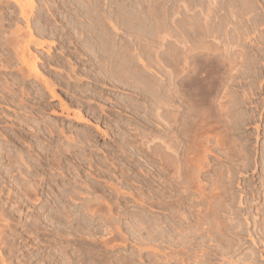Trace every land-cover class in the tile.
<instances>
[{"label": "rangeland", "instance_id": "rangeland-1", "mask_svg": "<svg viewBox=\"0 0 264 264\" xmlns=\"http://www.w3.org/2000/svg\"><path fill=\"white\" fill-rule=\"evenodd\" d=\"M15 1L0 0V264H264V0Z\"/></svg>", "mask_w": 264, "mask_h": 264}, {"label": "bare ground", "instance_id": "bare-ground-1", "mask_svg": "<svg viewBox=\"0 0 264 264\" xmlns=\"http://www.w3.org/2000/svg\"><path fill=\"white\" fill-rule=\"evenodd\" d=\"M28 1L30 2V4H32V3L34 2V1H32V0H28ZM28 1H27V2H28ZM79 1H81V0H79ZM86 1H88V0H86ZM176 1H177V0H176ZM179 1H180V0H179ZM15 2L18 3L19 1L17 0V1H15ZM76 2H77V1H76ZM92 3H93V2H92ZM229 3H230V2H229ZM232 3H233V2H232ZM240 3H241V2H240ZM243 3L245 4V2H243ZM246 3H247V2H246ZM248 3H250V2H248ZM248 3H247V4H248ZM21 4H22V3H21ZM154 4L156 5V3H154ZM158 4H159V2H158ZM238 4H239V3H238ZM22 5H23V4H22ZM229 5L232 6L231 4H229ZM229 5H228V6H229ZM252 5H253V4H252ZM19 6H20V5H19ZM23 6H24V5H23ZM158 6H159V5H158ZM177 6H178V5H177ZM184 6H185V5H184ZM230 6L228 7L229 9H230ZM234 6L236 7L237 5L234 4ZM244 6H245V5H244ZM29 7H31V6H29ZM153 7H154V6H153ZM174 7H175V6H174ZM22 8H23V7H20V10H22V11L25 12V9H24L25 7L23 8L24 10H23ZM32 8H33V7H31V9H32ZM207 8H208V10H210L209 7H207ZM214 8H215V7H214ZM226 8H227V7H226ZM236 8H237V7H236ZM249 8H250V7H249ZM31 9H30V11H31ZM216 9H217V8H216ZM242 9H243V8H242ZM245 9H246V8H245ZM26 10H27V9H26ZM86 10H87V9H86ZM94 10H95V9H94ZM97 10H98V8H97ZM153 10H154V9H153ZM208 10H207V12H208ZM227 10H228V9H227ZM234 10H235V8H234ZM234 10H233V11H234ZM236 10H238V9H236ZM22 11H20V12H21V15H22V13H23ZM171 11H172V10H171ZM239 11H240V9H239ZM252 11H253V10H252ZM243 12H244V11H243ZM110 13H111V12H110ZM110 13H109V14H110ZM160 13H161V12H160ZM171 13H173V12H171ZM171 13H170V14H171ZM228 13H229V11H228ZM24 14H27V13L25 12ZM24 14H23L22 16H25ZM107 14H108V13H107ZM166 14H167V13H166ZM166 14H165V15H166ZM174 14H175V12H174ZM206 14H207V13H206ZM83 15H84V14H83ZM111 15H112V14H111ZM158 15L160 16V14H158ZM172 15H173V14H172ZM176 15H177V13H176ZM241 15H242V14H241ZM251 15H252V14H251ZM26 16H27V15H26ZM156 16H157V15H156ZM163 16H164V15H163ZM200 16H201V15H200ZM202 16H203V15H202ZM206 16H207V15H206ZM226 16H227V15H226ZM228 16H229V15H228ZM249 16H250V15H249ZM95 17H96V16H95ZM112 17H113V16H112ZM157 17H158V16H157ZM187 17H188V16H187ZM203 17H204V16H203ZM229 17L231 18V12H230V16H229ZM255 17H256V16H255ZM255 17H254V18H255ZM208 18H209V15H208L207 18L205 17L204 21H205V20L207 21ZM25 19H26V17H25ZM164 19H165V18H164ZM198 19H199V18H198ZM200 19H201V18H200ZM209 19H210V18H209ZM165 20H166V19H165ZM169 20L171 21V19H169ZM176 20H177V19H176ZM184 20H185V19H184ZM184 20H183V22H184ZM195 20H196V19H195ZM76 21H78V19H77ZM79 21H80V18H79ZM105 21H106V20H105ZM108 21H109V20H108ZM173 21H174V20H173ZM173 21H171V22H173ZM178 21H179V20H178ZM200 21H202V19H201ZM204 21H203V23H207V22H204ZM171 22H170V24H172ZM174 23H175V22H174ZM176 23H177V22H176ZM176 23H175V24H176ZM178 23H179V22H178ZM178 23H177V24H178ZM181 23H182V22H181ZM184 23L187 24V22H184ZM189 23H190V22H189ZM221 23H222V22H221ZM107 24H108V23H107ZM198 24H199V23H198ZM207 24H208V23H207ZM207 24L205 25L206 27L208 26ZM77 25H78V24H77ZM189 25H190V24H188V26H189ZM192 25H193V24H192ZM202 25H203V24H202ZM99 26H101V25H99ZM188 26H186V27H188ZM197 26H198V25H197ZM197 26L195 27L196 29H197ZM203 26H204V25H203ZM212 26H213V25H212ZM172 27H173V26H172ZM189 27H190V26H189ZM191 27H192V26H191ZM227 27H228V25H227ZM102 28H103V27H102ZM164 28H165V27H164ZM166 28H168V27H166ZM173 28L175 29V25H174ZM192 28H193V27H192ZM198 28H199V29H200V28L204 29L205 27H199V26H198ZM224 28H225V27H224ZM92 29H93V28H92ZM171 29H172V28H171ZM174 29H173V30H174ZM176 29H178V31H179V28H176ZM176 29H175V30H176ZM180 29H181V27H180ZM205 29H206V28H205ZM227 29H228V28H227ZM99 30H100V29H99ZM188 30H189V29H188ZM200 30H201V29H200ZM207 30H208V29H207ZM212 30H213V29H212ZM222 30H223V29H222ZM80 31H81V30H80ZM100 31H101V30H100ZM162 31H163V30H162ZM184 31H186V30H185V27H184ZM191 31H192V30H191ZM197 31H198V30H197ZM224 31H225V30H224ZM78 32H79V31H78ZM83 32H84V31H83ZM85 32H86V31H85ZM85 32H84V33H85ZM92 32H93V31H92ZM179 32H180V31H179ZM189 32H190V31H189ZM189 32H188V33H189ZM202 32H203V31H202ZM205 32H206V31H205ZM207 32H209V31H207ZM81 33H82V32H81ZM81 33H80V34H81ZM157 33H158V32H157ZM30 34H31V33H30ZM78 34H79V33H78ZM80 34H79V35H80ZM178 34H179V33H178ZM191 34H192V33H191ZM194 34H195V33H194ZM194 34L191 36L190 33H189V35L191 36V39H192V40H195V39H196V38L193 39ZM202 34H203V33H202ZM256 34H257V33H256ZM84 35H85V34H84ZM105 35H106V34H105ZM110 35H111V34H110ZM181 35H182V32H181ZM203 35H204V34H203ZM214 35H215V34H214ZM81 36H82V35H81ZM93 36H94V35H93ZM89 37H90V36H89ZM238 37H239V36H238ZM106 38H107V37H106ZM198 38H199V37H198ZM202 38H203V37H202ZM245 38H246V37H245ZM92 39H93V38H91V40H92ZM100 39L102 40V37H101ZM104 39H105V38H104ZM121 39H122V38H121ZM121 39H120V41H121ZM204 39H205V37L203 38V40H204ZM81 40H82V39H81ZM93 40H94V39H93ZM203 40H202V41H203ZM82 41H83V40H82ZM120 41H119V42H120ZM195 41H196V40H195ZM200 41H201V39H200ZM202 41H201V43H200V42L198 43V40H197V43H198V44H202V45L204 46L205 43L203 44ZM83 42H84V41H83ZM90 42H91V41H90ZM108 42H109V41H108ZM117 42H118V41H117ZM117 42H116V43H117ZM204 42H206V40H205ZM93 43H94V41H93ZM183 43H184V42H183ZM197 43H196V44H197ZM37 44H38L37 46H40V45H41V44L39 45V43H37ZM109 44H110V43H109ZM125 44H126V43H125ZM167 44H168V43H167ZM172 44H173V43H172ZM83 45H84V44H83ZM145 45H146V44H145ZM145 45H144V46H145ZM123 46H124V45H123ZM94 47H95V45H94ZM94 47H93V49H94ZM119 47H120V45H119ZM128 47H129V46H128ZM150 47H151V46H150ZM197 47H198V46H197ZM204 47H205V46H204ZM206 47H207V46H206ZM90 48H91V47H90ZM193 48H194V47H193ZM214 48H215V47H214ZM217 48H218V47H216V53H217ZM88 49H89V48H88ZM95 49H96V48H95ZM119 49H123V48L120 47ZM174 49H176V48L173 47V50H174ZM191 49H192V48H191ZM204 49H207V48H204ZM210 49H211V48H210ZM168 50H169V49H168ZM173 50L171 49L170 51L172 52ZM179 50H180V49H179ZM181 50H182V49H181ZM181 50H180V51H181ZM184 50H186V49H184ZM97 51H98V50H97ZM116 51H117V50H116ZM127 51H128V50H127ZM166 51H167V50H166ZM166 51H165V52H166ZM176 51H177V50H175V52H176ZM200 51H202V50H199V53H200ZM203 51H206V50H203ZM207 51H208V50H207ZM219 51H220V50H219ZM91 52H92V51H91ZM99 52H100V51H99ZM104 52H105V51H104ZM165 52H162L163 55H164ZM178 52H179V51H178ZM178 52H177V53H178ZM212 52H213V50H212ZM128 53H129V52H128ZM128 53H127V54H128ZM131 53H132V51H131ZM149 53H150V52H149ZM156 53H157V52H156ZM167 53H168V52H167ZM181 53H182V52H181ZM184 53H185V51H184ZM184 53H183V54H184ZM187 53H188V52H187ZM191 53H193V52H191ZM191 53H190V54H191ZM204 53H205V52H204ZM206 53H207V52H206ZM209 53H210V52H209ZM213 53H214V52H213ZM213 53H212V54H213ZM99 54H100V53H99ZM132 54H133V53H132ZM158 54H159V53H158ZM170 54L172 55V53H170ZM175 54H176V53H174L173 55H175ZM183 54H182V55H183ZM185 54H186V53H185ZM194 54H195V52H194ZM196 54H197V52H196ZM214 54H215V53H214ZM214 54H213V55H214ZM218 54H219V53H218ZM116 55H117V54H116ZM134 55H135V53H134ZM151 55H152V54H151ZM154 55L156 56V54H153V57H155ZM160 55H161V54H160ZM160 55H159V56H160ZM163 55H162V56H163ZM198 55H199V54H197V57H198ZM215 55H216V54H215ZM118 56H120V55H117V57H118ZM129 56H130V55H129ZM142 56H143V55H142ZM157 56H158V55H157ZM162 56H160V58H162ZM186 56H188V55L186 54ZM192 56H193V54H192ZM200 56H201V55H200ZM261 56H262V55H261ZM123 57H124V56H123ZM135 57H138V56H135ZM153 57H152V58H153ZM164 57H167V56L165 55ZM175 57H176V56H175ZM177 57H178V55H177ZM177 57H176V58H177ZM180 57H181V56H180ZM182 57H184V59H186L185 55L182 56ZM194 57H195V55H194ZM217 57H218V55H217ZM149 58H150V57H149ZM155 58H156V57H155ZM157 58H158V57H157ZM157 58H156V59H157ZM173 58H174V57H173ZM176 58H175V59H176ZM203 58H204V55H203ZM212 58H213V57H212ZM241 58H242V57H241ZM94 59H95V58H94ZM99 59H100V58H99ZM102 59H103V58H102ZM158 59H159V58H158ZM167 59H171V57H169V58H167ZM167 59H166V60H167ZM190 59H191V58H190ZM199 59H202V58H199ZM154 60H155V59H154ZM159 60H160V59H159ZM159 60H158V63H161L162 61L160 60V61H161V62H160ZM163 60H164V62L167 64V62H166V60H165L164 58H163ZM173 60H174V59L171 60V61H172V64H173V63H176V61L174 60V61H175V62H174ZM196 60H198V59H196ZM203 60H204V59H203ZM239 60H241V59H239ZM94 61H95V60H94ZM123 61H125V60H123ZM138 61H140V60H137V62H138ZM148 61H149V59H148ZM151 61H152V60H151ZM151 61H150V64H151ZM156 61H157V60H156ZM169 61H170V60H169ZM187 61H188V59H187ZM190 61H191V60H190ZM193 61H194V60H193ZM193 61H192V62H193ZM251 61H252V60H251ZM96 62H97V61H96ZM99 62H100V61H99ZM106 62H107V61H106ZM116 62H117V61H116ZM119 62H120V61H119ZM137 62H135V63H137ZM198 62H200V61H198ZM217 62H219V61H217ZM221 62H222V59H221ZM221 62H219V64H222ZM104 63H105V62H104ZM104 63H103V64H104ZM123 63H124V62H123ZM132 63H133V62H132ZM169 63H170V62H168V65H169ZM193 63H195V61H194ZM204 63L207 64V62H205V61H204ZM210 63H211V61H210ZM210 63H209V64H210ZM100 64H101V62H100ZM103 64H102V65H103ZM105 64H106V63H105ZM121 64H122V63H121ZM154 64H155V63H154ZM170 64H171V63H170ZM184 64H185V63H184ZM186 64H187V63H186ZM223 64H224V62H223ZM32 65H33V63L30 64V66H32ZM34 65H35V64H34ZM34 65H33V67H30V69H31V71H32L31 73H33V74L35 75V77H36V76L38 77V76H40V75H39V74H40V73H39L40 70H38ZM123 65H125V64H123ZM123 65H122V66H123ZM126 65H127V64H126ZM155 65L157 66V64H155ZM155 65H154V66H155ZM159 65H160V64H159ZM159 65H158V66H159ZM162 65H163V64H162ZM162 65H161V66H162ZM164 65H165V64H164ZM164 65L162 66L163 68H164ZM176 65H177V64H174V66L172 65V66L174 67V69L177 68L178 65H177V66H176ZM193 65H194V64H193ZM108 66H109V63H108ZM112 66H113V65H112ZM112 66H111V67H112ZM119 66H120V65H118V67H119ZM146 66H147V65H146ZM156 66H155V67H156ZM161 66H160V67H161ZM169 66H170V65H169ZM175 66H176V67H175ZM189 66H191V64H190V65L188 64V67H189ZM195 66H196V65H195ZM200 66H201V64H200ZM200 66L198 65V67H200ZM205 66H206V65H205ZM205 66H203V67H205ZM28 67H29V66H28ZM114 67H115V65H114ZM116 67H117V66H116ZM118 67H117V68H118ZM148 67H149V66H148ZM162 67H161V68H162ZM165 67H166V66H165ZM170 67H171V66H170ZM173 67H172V68H173ZM188 67H186V68H188ZM191 67H192V66H191ZM212 67H213V66H212ZM212 67H211V68H212ZM222 67H223V69H224V66H223V65H222ZM222 67H221V68H222ZM122 68H123V67H122ZM122 68H121V69H122ZM128 68H129V67H128ZM137 68H138V66H137ZM172 68H171V70H172ZM208 68H209V67L206 66V70H207ZM214 68H215V67H214ZM111 69H112V68H111ZM156 69H158V68L156 67ZM166 69H167V68H166ZM166 69L164 68L165 71H169V73L171 74L170 70H168V69L166 70ZM174 69H173V70H174ZM192 69H194V68H192ZM28 70H29V69H28ZM122 70H123V69H122ZM126 70H127V69H126ZM151 70H152V69H151ZM175 70H179V68H177V69H175ZM188 70H189V69H188ZM199 70H200V69H199ZM206 70H205V71H206ZM209 70H210V69H209ZM220 70H222V69L219 68V72H221ZM230 70H231V69H230ZM124 71H125V70H124ZM135 71H137V70H135ZM135 71H134V72H135ZM147 71H148V70H147ZM203 71H204V68H203ZM29 72H30V71H29ZM115 72H116V71H115ZM121 72H122V73L119 72V73H120L119 76H120V78L122 79V81H120V83H123L124 85H128V86L130 87L131 84L128 83L129 81L127 80V78H128L129 76H128L127 78H125L126 73H124L123 71H121ZM175 72L177 73L178 71H174L173 73H175ZM182 72H183V71H182ZM191 72H192V75L190 76V81H189V83H190V87H189V88H190V90H192L193 93H195L197 96H198V94H201V95H202V93H203L204 90H205V87H206L205 85H206V83L204 82L203 77H202L201 75L199 76V72H198V71L193 70V71H191ZM213 72H215V71H213ZM216 72H218V71H216ZM216 72H215V73H216ZM222 72H223V70H222ZM222 72H221V74H222ZM31 73H30V74H31ZM117 73H118V72H117ZM123 73H124V74H123ZM143 73H144V72H143ZM173 73H172V74H173ZM178 73H179V72H178ZM180 73H181V72H180ZM200 73H201V72H200ZM229 73H230L229 75L232 77L233 74L231 75V72H229ZM236 73H237V72H236ZM253 73H254V72H253ZM101 74H102V73H101ZM107 74H108V73H107ZM129 74H130V73H129ZM132 74H133V73H132ZM135 74H137V73H135ZM170 74H169V75H170ZM183 74H184V73H183ZM201 74H202V73H201ZM205 74H206V73H205ZM221 74H219V75H221ZM223 74H224V73H223ZM223 74H222V75H223ZM165 75H166V74H165ZM177 75H178V74H176V76H177ZM203 75H204V74H203ZM217 75H218V74H217ZM217 75H216V76H217ZM158 76H159V75H158ZM171 76H172V75H171ZM173 76H174V75H173ZM183 76L185 77V75H182V74H181L180 76H178V78H179V77H183ZM204 76H205V75H204ZM254 76H255V75H254ZM254 76H253V77H254ZM259 76H260V74H259ZM259 76H257V77L259 78ZM138 77H140V76H138ZM142 77H143V76H142ZM161 77H162V76H161ZM161 77H160V78H161ZM167 77H168V76H167ZM174 77H175V76H174ZM219 77H220V76H219ZM219 77H218V78H219ZM222 77H223V76H222ZM38 78H41V77H38ZM95 78L97 79V76H96ZM101 78H102V77H101ZM108 78H109V76L107 77V80H108ZM151 78H152V77H151ZM160 78H159V79H160ZM162 78H163V77H162ZM162 78H161V79H162ZM168 78L171 79L172 77L170 78V76H169ZM176 78H177V77H176ZM176 78H175V80H176ZM178 78H177V79H178ZM228 78H229V77H228ZM232 78H234V77H232ZM130 79H132V78H130ZM172 79H173V78H172ZM206 79H207V78H206ZM208 79H209V78H208ZM92 80H94V79H92ZM98 80H99V78H98ZM107 80H106V81H107ZM184 80H185V79H184ZM230 80H231V79H230ZM232 80H233V79H232ZM232 80H231V81H232ZM139 81H140V80H139ZM158 81H159V80H158ZM165 81H166V79H165ZM165 81H164V83H165ZM180 81H183V80H180ZM180 81H179V82H180ZM211 81H212V80H211ZM96 82H97V81H96ZM132 82H133V79H132ZM148 82H149V81H148ZM160 82H161V81H160ZM167 82H168V81H167ZM169 82H170V81H169ZM169 82H168V83H169ZM171 82H172V80H171ZM174 82H175V81H174ZM176 82H177V81H176ZM176 82H175V83H176ZM118 83H119V82H118ZM120 83H119V84H120ZM168 83H167V84H168ZM189 83H187V84L189 85ZM210 83H211V82H210ZM212 83H213V82H212ZM230 83H231V82H230ZM109 84H110V82H109ZM112 84H113V83H112ZM116 84H117V83H116ZM152 84H153V83H152ZM117 85H118V84H117ZM120 85H121V84H120ZM154 85H155V84H154ZM158 85H159V84H158ZM173 85H174V84H172L171 86H173ZM169 86H170V85H169ZM174 86H175V85H174ZM177 86L179 87L180 84H179V85H176V87H177ZM123 87H124V86H123ZM145 87H146V86H145ZM167 87H168V86H167ZM176 87H175V88H176ZM185 87H186V86H185ZM132 88H133V86H132ZM135 88H137L139 92H142V91L144 90V88H140V86H138L137 84H136ZM168 88H169V87H168ZM168 88H166V89H168ZM173 88H174V87H173ZM181 88H182V87H181ZM219 88H220V87H219ZM146 89H147V88H146ZM159 89H160V88H159ZM177 89H179V88H177ZM214 89H215V88H214ZM214 89H213V90H214ZM220 89H221V88H220ZM222 89H223V88H222ZM225 89H226V88H225ZM129 90H130V89H129ZM154 90H155V88H154ZM209 90H210V89H209ZM209 90H208V93H209ZM161 91H162V90H161ZM167 91H168V93L170 92L169 89H168ZM179 91H180V89H179ZM182 91H183V88H182ZM182 91H181V93H182ZM216 91H218L217 88H216ZM152 92H153V91H152ZM157 92H158V91H157ZM165 92H166V91H165ZM206 92H207V91H206ZM212 92H214V91H212ZM212 92H210V93H212ZM163 93H164V92H163ZM168 93H167V94H168ZM171 93H172V92H171ZM183 93H184V92H183ZM185 93H186V91H185ZM216 93H218V92H216ZM216 93H215V94H216ZM151 94H152V93H151ZM175 94H177L176 91H175ZM179 94H180V93H179ZM187 94H188V93H187ZM195 94H194V95H195ZM213 94H214V93H213ZM132 95H133V92H132ZM140 95H141V94H140ZM194 95H193V96H194ZM201 95H200V96H201ZM207 95H209V94H207ZM135 96H138V94L135 95ZM149 96H150V95H149ZM154 96H155V95H154ZM178 96H179V95H178ZM178 96H176V97L178 98ZM180 96H181V94H180ZM180 96H179V97H180ZM184 96H185V95H184ZM188 96H189V95H188ZM188 96H187V97H188ZM213 96H214V95H213ZM171 97H173V96H171ZM204 97H206V96H204ZM204 97H203V98H204ZM207 97L211 98L210 96H207ZM216 97H217V96H216ZM233 97H234V96H233ZM134 98H135V97H134ZM148 98H149V97H148ZM152 98H154V97H152ZM194 98H195V97H194ZM203 98H201V99H203ZM209 98H207V99L209 100ZM212 98H213V97H212ZM161 99H162V98H161ZM172 99H174V98H172ZM199 99H200V97H199ZM204 99H205V98H204ZM218 99H219V98H218ZM218 99H217V100H218ZM229 99H230V98H229ZM165 100H167V99H165ZM208 100H206L207 102H205V103H208ZM217 100H216V102H218ZM221 100H222V99H220L219 102H221ZM230 100H231V99H230ZM153 101H154V100H153ZM188 101H190V100H188ZM198 101H199V100H198ZM200 101H202V100H200ZM213 101H214V99H213ZM233 101H234V100H233ZM235 101H236V100H235ZM179 102H180V101H179ZM132 103H133V102H132ZM190 103H191V102H190ZM202 103H203V102H202ZM222 103H223V102H222ZM191 104H192V103H191ZM193 104L195 105V102H194ZM210 104H211V103H210ZM212 104H213V103H212ZM215 104H216V103H215ZM220 104H221V103H220ZM220 104H218L217 107H219ZM129 105H130V104H129ZM152 105H153V102H152ZM203 105H204V104H203ZM205 105H206V104H205ZM222 105H223V104H222ZM222 105H221V106H222ZM150 106H151V104H150ZM192 106H193V105H192ZM207 106H208V105H207ZM211 106H212V105H211ZM223 106L225 107V105H223ZM223 106H222V107H219V108H220L221 110H223V109H224ZM137 107H138V106H137ZM151 107H152V106H151ZM149 108H150V107H149ZM196 108H197V107H196ZM213 108H214V107H213ZM219 108H218V111H219ZM158 109H159V108H158ZM165 109L167 110V108H165ZM153 110H154V109H153ZM198 110H199V109H198ZM147 111H148V110H147ZM156 111H157V110H156ZM164 111H165V110H164ZM164 111H163V112H164ZM218 111H217V112H218ZM224 111H225V110H224ZM153 112H154V111H153ZM166 112H167V111H166ZM217 112H216V114H217ZM154 113H155V112H154ZM213 113H214V112H213ZM218 113H219V112H218ZM162 114H163V113H162ZM163 115H164V114H163ZM232 117H233V116H232ZM179 174H180V173H179ZM180 175H181V174H180ZM178 177H180V176H178ZM174 180H175V178H174ZM174 180H173V182H174ZM175 181H176V180H175ZM178 183H179V181H178ZM178 185H179V184H178Z\"/></svg>", "mask_w": 264, "mask_h": 264}]
</instances>
